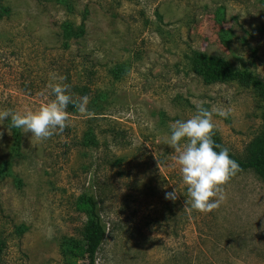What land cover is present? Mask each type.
<instances>
[{
    "label": "rangeland",
    "instance_id": "374dc122",
    "mask_svg": "<svg viewBox=\"0 0 264 264\" xmlns=\"http://www.w3.org/2000/svg\"><path fill=\"white\" fill-rule=\"evenodd\" d=\"M0 15V111L35 110L54 83L88 98L46 141L19 129L16 152L0 121V264H66L60 245L80 238L85 193L106 229L96 264H264V182L241 173L217 208L193 210L167 144L197 102L228 113L211 121L237 157L261 131L251 88L204 85L190 63L200 52L264 81L261 0H0ZM64 23L83 34L64 42Z\"/></svg>",
    "mask_w": 264,
    "mask_h": 264
},
{
    "label": "clouds",
    "instance_id": "9594fccd",
    "mask_svg": "<svg viewBox=\"0 0 264 264\" xmlns=\"http://www.w3.org/2000/svg\"><path fill=\"white\" fill-rule=\"evenodd\" d=\"M52 79L63 81L64 78L53 76ZM50 89L53 98L35 110L18 112L4 109L0 111V121L7 119L10 129L31 133L43 142L64 128L70 106L80 113L86 111V96L80 97L79 103H74L67 85L54 83ZM213 114L226 117L228 113L223 108L206 109L197 102L195 113L185 120L174 121L167 135V144L176 153L175 161L186 186L190 208L201 212H209L219 206L224 198L222 185L239 170L237 162L230 158L229 150L212 138ZM164 198L175 200L174 189L165 192Z\"/></svg>",
    "mask_w": 264,
    "mask_h": 264
},
{
    "label": "trees",
    "instance_id": "16d2710c",
    "mask_svg": "<svg viewBox=\"0 0 264 264\" xmlns=\"http://www.w3.org/2000/svg\"><path fill=\"white\" fill-rule=\"evenodd\" d=\"M261 2L264 5V0H261ZM61 30V37L64 42L70 37H77L83 34L82 26L73 28L68 23L61 25ZM190 63L191 71L204 85L235 82L243 87L251 88L264 102V81L248 69L233 67L226 60L200 52L192 54ZM261 116V131L248 144L243 156L237 157L229 151L230 158L237 162L239 170L228 181L241 173L251 171L264 182V110ZM7 125L9 127V121ZM10 130L13 135V149L16 152L20 147V131L19 129ZM212 138L215 143L225 147L214 130ZM82 144L83 146H94L96 142L94 137L88 134ZM3 174V168L0 166V179ZM75 206L84 213L85 222L82 225L79 239L66 238L63 240L60 245L61 256L66 261V264H80L71 259H81V264H96V254L105 238L106 229L98 212L95 196L92 193L82 194L77 198ZM3 246L0 241V255Z\"/></svg>",
    "mask_w": 264,
    "mask_h": 264
}]
</instances>
